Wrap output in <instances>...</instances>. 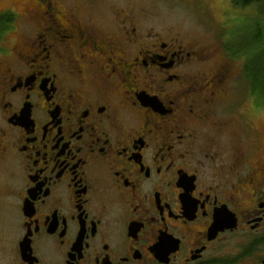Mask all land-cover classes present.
<instances>
[{"label":"flooded vegetation","instance_id":"1","mask_svg":"<svg viewBox=\"0 0 264 264\" xmlns=\"http://www.w3.org/2000/svg\"><path fill=\"white\" fill-rule=\"evenodd\" d=\"M96 6L26 0L32 26L3 39L0 264H264L245 64L146 9Z\"/></svg>","mask_w":264,"mask_h":264},{"label":"rangeland","instance_id":"2","mask_svg":"<svg viewBox=\"0 0 264 264\" xmlns=\"http://www.w3.org/2000/svg\"><path fill=\"white\" fill-rule=\"evenodd\" d=\"M31 1L34 0H28V2ZM55 1L64 6L73 3H93L97 5V8L108 4H118L120 8L146 9L151 14L149 19L152 23L163 22L172 25L174 29L184 35L199 36L205 44H217L220 39L231 54L239 56L238 58L246 66L247 74L264 73V15L256 5L242 7L233 4L231 0H225L224 4L218 3L217 0ZM25 4L26 0H0V13L9 10L17 15V19L10 23L7 31L3 32V35L1 34L0 49L3 39L7 37L4 46L11 47L20 39L27 26H32V22L21 15ZM11 30L13 32H10ZM247 84L246 79L242 77L239 81L240 87L245 89L249 85ZM244 89L240 94L237 91V94L243 99L247 98ZM248 94L252 97L256 93L249 90ZM258 100L260 105L261 102H264V95H259ZM255 121L264 130V125L260 123L258 117ZM14 218L13 215V221Z\"/></svg>","mask_w":264,"mask_h":264},{"label":"trees","instance_id":"3","mask_svg":"<svg viewBox=\"0 0 264 264\" xmlns=\"http://www.w3.org/2000/svg\"><path fill=\"white\" fill-rule=\"evenodd\" d=\"M233 4L246 7L250 5H256V7L263 13L264 15V0H231ZM15 21V14L12 12H5L0 14V37L3 32H5L10 23ZM248 82L251 84L252 89L256 90L259 88L261 94L264 95V73L257 74H247Z\"/></svg>","mask_w":264,"mask_h":264},{"label":"snow or ice","instance_id":"4","mask_svg":"<svg viewBox=\"0 0 264 264\" xmlns=\"http://www.w3.org/2000/svg\"><path fill=\"white\" fill-rule=\"evenodd\" d=\"M218 3L224 4L225 0H217ZM249 112L251 115L257 116L262 125H264V102H261L259 108L256 107L255 103L249 104Z\"/></svg>","mask_w":264,"mask_h":264}]
</instances>
